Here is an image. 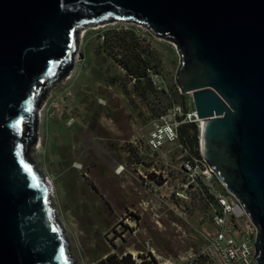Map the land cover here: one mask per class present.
I'll return each instance as SVG.
<instances>
[{"label":"rangeland","instance_id":"374dc122","mask_svg":"<svg viewBox=\"0 0 264 264\" xmlns=\"http://www.w3.org/2000/svg\"><path fill=\"white\" fill-rule=\"evenodd\" d=\"M75 39L68 72L39 96L37 141L26 146L48 183L71 264L113 253L130 254L134 264H212L205 251L215 230L203 194L223 187L215 176L209 184L199 178L206 167L199 122L188 119L192 97L176 85L173 42L121 21L84 26ZM161 117L178 124L177 139L154 149ZM190 123L196 140L184 127ZM192 159L198 169L184 170Z\"/></svg>","mask_w":264,"mask_h":264},{"label":"water","instance_id":"95a60500","mask_svg":"<svg viewBox=\"0 0 264 264\" xmlns=\"http://www.w3.org/2000/svg\"><path fill=\"white\" fill-rule=\"evenodd\" d=\"M115 21L173 42L176 85L203 121L201 157L244 209L264 264V0H0V264H71L26 146L77 30Z\"/></svg>","mask_w":264,"mask_h":264},{"label":"built area","instance_id":"2783aa9c","mask_svg":"<svg viewBox=\"0 0 264 264\" xmlns=\"http://www.w3.org/2000/svg\"><path fill=\"white\" fill-rule=\"evenodd\" d=\"M174 114L176 115V113ZM187 117L189 120H196L195 112ZM160 121L165 122L164 117H161ZM177 126V123H166V125L155 124V130L150 140L151 146L154 149H158L164 142L175 141L177 139ZM162 128H166L169 140L166 138L162 140L158 139L157 133ZM203 162L206 167L201 171L199 178L203 183L209 184L215 175L204 160ZM196 163L197 160L195 159L187 160L183 169L194 171L198 169ZM198 179L197 177L192 178L191 183L197 184ZM203 197L207 206L208 217L215 230V234L209 241L205 251L211 263L256 264L254 261L255 228L251 224L239 201L232 194L227 192L224 187L223 191L216 192L212 187L208 186Z\"/></svg>","mask_w":264,"mask_h":264},{"label":"trees","instance_id":"16d2710c","mask_svg":"<svg viewBox=\"0 0 264 264\" xmlns=\"http://www.w3.org/2000/svg\"><path fill=\"white\" fill-rule=\"evenodd\" d=\"M104 19H107V17ZM129 71L132 72L131 70H129ZM184 127L190 128V130L193 131V138L196 140L197 139V131H198L196 128V125L194 123H190ZM181 138H182V134H181ZM95 264H134V261L131 259L130 254H126L125 256H118V255L113 253V254L106 255L105 258L99 260ZM140 264H145V263L143 262Z\"/></svg>","mask_w":264,"mask_h":264},{"label":"bare ground","instance_id":"6f19581e","mask_svg":"<svg viewBox=\"0 0 264 264\" xmlns=\"http://www.w3.org/2000/svg\"><path fill=\"white\" fill-rule=\"evenodd\" d=\"M83 34V33H82ZM81 37H82V35H81ZM190 94V93H189ZM191 95V94H190ZM121 112H124V117L125 118H128V116H129V113H130V111L127 109V108H123L122 110H121ZM40 115H42L41 113H40ZM94 122H95V117H93L92 119H91V121H90V127L91 128H93V124H94ZM199 122V125H201L202 123H203V121L202 120H199L198 121ZM200 127V126H199ZM157 136H158V139H160V140H162V139H164V138H166V139H168L169 140V136H168V132H167V130H166V128H162L158 133H157ZM41 145V139H40V141H39V143H38V146H40ZM68 152V151H67ZM71 152H73L74 154H76V150L75 149H73ZM66 153V152H65ZM117 174H121V171H118L117 172Z\"/></svg>","mask_w":264,"mask_h":264}]
</instances>
